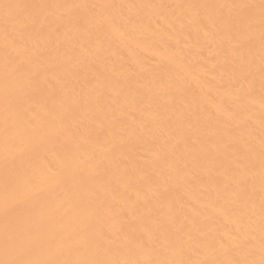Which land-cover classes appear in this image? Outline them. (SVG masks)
I'll list each match as a JSON object with an SVG mask.
<instances>
[{"label":"bare ground","instance_id":"obj_1","mask_svg":"<svg viewBox=\"0 0 264 264\" xmlns=\"http://www.w3.org/2000/svg\"><path fill=\"white\" fill-rule=\"evenodd\" d=\"M261 3L0 0V261L264 264Z\"/></svg>","mask_w":264,"mask_h":264},{"label":"snow or ice","instance_id":"obj_2","mask_svg":"<svg viewBox=\"0 0 264 264\" xmlns=\"http://www.w3.org/2000/svg\"><path fill=\"white\" fill-rule=\"evenodd\" d=\"M6 8L12 7L10 5H5ZM18 7V6H17ZM261 10L262 14H264V0H262L261 3ZM0 264H35V262L32 261H0ZM58 264H70V262L64 261V262H58ZM90 264H108V262L103 261V260H97V261H92ZM231 264H241L239 260L232 261Z\"/></svg>","mask_w":264,"mask_h":264}]
</instances>
